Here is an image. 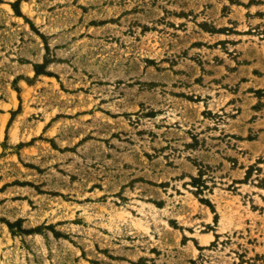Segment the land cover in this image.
<instances>
[{
  "label": "rangeland",
  "instance_id": "obj_1",
  "mask_svg": "<svg viewBox=\"0 0 264 264\" xmlns=\"http://www.w3.org/2000/svg\"><path fill=\"white\" fill-rule=\"evenodd\" d=\"M0 264H264V0H0Z\"/></svg>",
  "mask_w": 264,
  "mask_h": 264
},
{
  "label": "bare ground",
  "instance_id": "obj_2",
  "mask_svg": "<svg viewBox=\"0 0 264 264\" xmlns=\"http://www.w3.org/2000/svg\"><path fill=\"white\" fill-rule=\"evenodd\" d=\"M123 213H121V215H122ZM212 219V215H210V220ZM205 235H204V237H203V241L205 242V243H209L210 242V240L211 239H213L212 237H213V235H211L210 233H204Z\"/></svg>",
  "mask_w": 264,
  "mask_h": 264
}]
</instances>
